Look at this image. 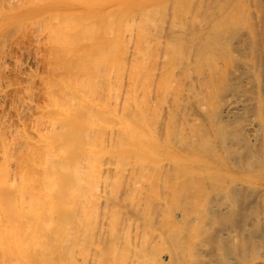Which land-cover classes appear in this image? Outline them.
Instances as JSON below:
<instances>
[{"label":"bare ground","instance_id":"obj_1","mask_svg":"<svg viewBox=\"0 0 264 264\" xmlns=\"http://www.w3.org/2000/svg\"><path fill=\"white\" fill-rule=\"evenodd\" d=\"M168 1L171 2V0H168ZM181 1L182 0L178 1L179 2L178 3L174 0V2L172 1L173 3L169 2L167 4V0H13V1L12 0L11 1L10 0H0V32H1L0 33V37H1L0 41L5 39V38L9 39L10 37H8V35H6L7 37H5V38H3V37L5 36V34H9V36H10L12 34L11 32H13V34H14V29L16 32V30H18V29L20 30L21 27L24 28V26L26 27V25L30 27L31 22L32 23H31L30 29H32L33 23L38 24L37 26L41 27L39 29V32L41 29H43V31H44V32H40L39 36L41 34H42V36H43V34L46 35V41L47 42L46 41H44V42L47 45H49L48 47H50V49H48V50H50L51 53H49V51H48L47 54L49 53L51 55L50 58L52 57V63H50L51 74L53 73L52 71H55V73L60 74V75L56 74V76L54 78H50L49 81H47L49 83L46 82L48 85L45 84L46 85L45 87L48 86L47 87L48 89H46V92L44 91V93L46 94L47 90H49L47 93L48 97H46L48 99L46 100L47 103H44L45 106L43 105L44 108L42 109V112L44 114L41 116V113L38 112V115L40 114V117L38 116L39 117L38 118L35 116L36 119H34L35 121L33 120L35 123L32 127V131L34 130L33 132L28 129L30 132H27V134H25L24 132L26 131V129L23 132L22 131L23 129H18V127H16V129H18V130L11 128L12 126L9 125L10 121H8L9 124H7V125L5 124V125H6V127L8 126L9 132H7V134L9 135L10 133H12V136L10 134L11 138L10 139H8V137L6 138L7 134L5 132H3L6 128L5 125H3L5 128L2 131H0L3 134L4 133L6 134L5 136L0 135L1 136L0 137V264H89V263L90 264H151V263L154 264L157 260H160L159 250H156L157 247H155L156 249L155 248L153 249L154 246H151L153 244L152 242L155 241L156 239L154 240V236L152 235L153 230L152 231L148 230V227H149L150 223H155L154 221H157V223L158 222L161 223V221H163V222L168 221L167 220V205H168L167 200H168V198L170 199V197L167 198V192H168V190H167V188H168L167 177L169 174V173H167V166H168L167 165V148H168L167 147V125H168V123H167L168 122V120H167V118H168L167 117V105L169 106V108H172V107H170V106H172V104L171 105H169V104L171 102L173 104L175 103L173 105V111H174V114L177 115V111H178L177 108L180 105V102L182 103V101H183V100L181 101V99L183 98L184 95H187V94H189L188 92H190L189 88H188V87H190V84H188V83H190L192 81V77H193V80L195 79V77H194L195 75L190 77V71L191 70L188 66L189 65L188 63H190V62H186L188 60V58L186 57L187 58V60H186V58L184 56V52L186 53V50H183L180 48L178 49V47L181 46L180 43L183 42L182 41L183 39L182 40L180 39L181 41L179 40L180 46H176L177 47L176 48L173 45L176 40H173L174 41L173 44H172V42H170L171 43L170 44V43H168L169 41H167L168 37L166 38V36H165V38H166L165 40L160 38L163 29L166 28L168 30V27L166 26L167 20H169V17H168L169 14H171V13L173 14V12H170L171 10H173L172 9L173 7H174V9H176L175 11L173 10L176 14V15H174V14L173 15L176 17H174V16L172 17V14L170 15L171 16L170 17L171 22L173 20L172 25H170L171 24L170 20L168 21V25L171 26V28L169 27V29H171V30H172V28L178 29L182 25L181 28L184 31V26L182 23L185 22V20H186L185 18H187L186 21H189V23H190V19H188V18H191L190 16L193 13L195 14L194 17H197L198 14L196 15V12L198 10H195L196 12L193 11V13H190V14L187 13V12H190L189 9H191V6H193V3H191V0H188L191 3V6H189L190 4L188 2L186 4L184 0L182 1L183 4L185 3L186 6L189 4L187 6L188 7L187 11L184 10L186 7L182 6L183 4L181 3ZM195 1H197L199 3V1H201V0H199V1L195 0ZM202 1H204V0H202ZM210 1H212V0H210ZM235 1H238V0H235ZM239 1L242 2L243 0H239ZM253 1H251V2H253ZM197 2H194V3L197 4ZM222 2H225V0H223ZM222 2H220V4ZM247 2H248V0H247ZM205 3H206V0H205ZM238 3L236 2L235 4L242 5L241 3H239V4ZM174 4H176V8H175ZM196 4H195V8H193V10L199 9L198 7H200L201 11L205 9V8L202 9L204 7V6L202 7V4L200 6L197 5L198 7H196ZM210 4L212 5L213 3H210V2H209V4L207 3L208 7L210 6ZM229 4H230V2H229ZM221 5L223 6V3ZM240 5L236 6V7L240 8L241 7ZM252 5H255V4H252ZM169 6L171 7V9L168 12ZM227 6L229 7L230 5H227ZM179 7H180L181 11H180ZM182 7H184V8L182 9ZM256 7L257 6H255V8ZM209 8H211V7H209ZM213 8L220 9L222 7L219 8V7L213 6ZM248 9L250 11H252L250 9V7H248ZM182 10H184V15L185 14H186V16L189 15V17L184 18L183 16H181L180 13L183 15ZM237 10L239 12L242 11V9L241 10L236 9V11ZM178 11H179V13H177ZM213 11H212V13H213ZM216 11H218V10H216ZM224 11H226V10H224ZM231 11H233V10H231ZM231 11L228 12V15L225 14L226 17L225 16L223 17V18H227V16H228L230 18V20L228 18H227L228 20L225 19L227 22L224 20L227 24H228V21H229V23L231 22L230 24H233L232 22H234V21H232V17L230 16ZM236 11H235V13H236ZM191 12H192V10H191ZM205 12H206V10H205ZM209 12H210V10H209ZM202 13H204V12H202ZM255 13H256V11H255ZM255 13H254V15H256ZM199 14L201 15L200 11H199ZM207 14H208V11H207ZM239 14L240 13L235 14L236 17L233 16L234 20H236L235 18H238L237 15H239ZM249 14H251V13H249ZM249 14L247 12V15H249ZM177 15H178V17L179 16H181V17L178 18ZM202 16H203V14L200 16L201 18L199 17L201 20L203 18H205ZM221 16H222V13H221ZM242 16H244V15H242ZM245 16H246V14H245ZM253 16H251V17H253ZM192 17H193V15H192ZM251 17L250 18L248 17L249 18L248 19L246 16V18L248 20H250ZM258 17H259V14H258ZM166 18H167V20H166ZM180 18L183 20L185 19V20L183 21ZM241 19H242V17L239 19L241 22L244 21L243 20L244 18L242 20ZM28 20H30V21H28ZM165 20H166V22H165ZM192 20L193 19H191V21ZM27 21H28V23L29 22L30 23L27 24ZM205 21H206V19H205ZM221 21H222V18H221ZM196 22L197 21L195 20V23ZM215 22L218 23L216 20H215ZM223 22L221 24H223ZM189 23H188V25H189ZM202 23L199 22L200 25H203ZM257 23L260 24V22H257ZM162 24L163 25L165 24L166 27L163 26ZM204 24H205V22H204ZM227 24H226V26H227ZM238 24H239V21H238ZM241 24H243V22ZM252 24H254V23H252ZM255 24H256V22H255ZM212 25H213V23H212ZM234 25H236V23ZM244 25L247 26L248 24L246 25L244 23ZM37 26L36 25L33 26V27H36L35 30L38 28ZM162 26L164 27L163 29H162ZM220 27H222V26H220ZM239 27H241V26H239ZM239 27H237V28H239ZM251 27L254 28L255 26H251V24H250V30L252 29ZM185 28L187 29V27H185ZM213 28H215V27H213ZM227 28H228L227 29L228 31L230 28L232 29V27H227ZM166 29L164 31H166ZM211 29H212V27H211ZM225 29H226V27H225ZM231 29H230V31H231ZM240 29H238V30H240ZM244 29H243V31H244ZM254 29H257V27ZM28 30H29V28H28ZM33 30H34V28H33ZM33 30H32V32H33ZM219 30H218V32H219ZM222 30H224V29H222ZM234 30H232L233 34H234ZM247 30L249 31L248 27H247ZM25 31H27V30H25ZM164 31H163V33H164ZM191 31H192V29H191ZM21 32H22V28H21ZM35 32H38V29ZM259 32L260 31H258V33ZM195 33H193V35ZM35 34L38 35V33H35ZM173 34H175V33H173ZM181 34H182V32H181ZM36 35H33L32 39L38 37ZM163 35L164 34H162L161 37H163ZM176 35H178V33H176L175 36ZM229 35L231 37L230 32H229ZM170 36H172V35H170ZM218 36H220V35H218ZM235 36H237V34ZM254 36H253V38H254ZM205 37H207V36H205ZM221 37L223 38V36H221ZM225 37H226V35L224 36V39L227 40V38L229 36L227 38H225ZM230 37H229V39L233 40V36H232V38H230ZM190 38H191V36H190ZM254 40H256V39H254ZM40 41H42V40H40ZM178 42L176 41L175 44H178ZM215 42L216 41L214 40V43ZM217 42H219L218 39H217ZM1 43L2 42H0V44ZM3 43L5 45V41ZM3 43L1 46L4 48ZM198 43H199V41H198ZM214 43H210V44H214ZM169 44L171 45V47H174V48L171 49ZM210 44H209V47H210ZM218 44L216 43V45H218ZM229 45H230V42H229ZM2 47H0V54H1V51L4 50ZM160 47L163 50V54L161 53V55H159L160 53L159 54L157 53V50H160L159 49ZM168 47H170V49H171V50L169 49V51L171 52V55L168 53L169 52L167 49ZM204 47H205V45L203 46V48ZM259 47H261V46H259ZM190 48L192 50L194 48V46H193V48L192 47H190ZM210 48H213V47H210ZM220 48H221V46H220ZM224 48H223V50H224ZM254 48H253V50H256ZM174 49L183 50L184 52L181 51L182 52L181 53V52H178L177 50H174ZM231 49H229V47H227V51L229 50V52H230ZM198 50L200 51V49H198ZM216 50H218V49H216ZM199 51H197V52H199ZM259 51H260V49H259ZM263 51H264V48H263ZM2 52H4V51H2ZM160 52H161V50H160ZM193 52H195V51L193 50ZM222 52H225V50ZM222 52H221V54H222ZM167 53L170 55V58H171L170 65L172 66L171 69H169L170 67L168 68L169 70H171V71L168 70V73H167V62L170 61V58L167 56ZM192 53L191 54L189 53L190 55H188V56H191ZM252 53L255 55L254 52H252ZM258 53L259 52H257V54ZM3 54H5V53H2L1 55H3ZM210 54H208V56ZM223 54H225V53H223ZM226 54L229 57L228 52ZM245 54L246 53H244V55ZM218 55L219 54L217 53L216 58ZM246 56H248V55H246ZM246 56H245V58H246ZM167 57H168L169 61H167ZM214 57H215V55H214ZM219 57L220 56H218V58ZM234 57H236V56H234ZM257 57L258 56L256 55V58ZM216 58L213 60L217 61L216 62L218 64L217 66H219L218 62L220 60L218 59L219 60L218 61V60H216ZM222 58H220V59L222 60ZM251 58H252V56H251ZM236 59H237V57L234 58L233 59L234 61L232 60V62L235 63ZM191 60L192 59H190V61ZM241 60L243 61L244 59H241ZM203 62H204V59H203ZM229 62H230V59H229ZM249 62H250V60H249ZM186 63H187V65H186ZM261 63H262V61H261ZM226 64L230 65L227 62H226ZM243 64L246 65L245 62ZM199 65H200V63H199ZM247 65H248V63H247ZM186 66H188V67H186ZM210 66L213 67V65H210ZM222 66H223V64H221L219 67H222ZM196 67H197V65H196ZM257 67H258V64H257ZM225 68H222V69L220 68V69L223 70ZM254 68H256V67H254ZM260 68H261V66H260ZM234 69H235V67H234ZM258 69H259V67H258ZM221 70H220V72H221L220 74H222ZM195 71H197V70H194V73H195ZM211 71H212V69H211ZM261 71H262V69H261ZM176 72H177L176 75H179L182 73L181 74L182 78H180V79H182V81L180 80V82H182V83L180 84V82H179L180 85L178 87H174L172 85L174 87L173 88L171 86L172 83L169 84V82L173 81V80H171V78L173 79V76ZM178 72H180V73H178ZM192 72H193V70H192ZM206 72L208 74V71H206ZM55 73H53V74H55ZM227 73H229V72H227ZM227 73H224V74H227ZM224 74H222V75H224ZM260 74H261V72H260ZM217 75H219V70H218ZM249 75H251L250 72H249ZM261 75H264V74H261ZM212 76L213 75H211V77ZM198 77H200V76H198ZM222 77H224V76H222ZM225 77H226V75H225ZM167 79H168V81L170 79V81L167 82ZM187 79H190L191 81L188 82ZM212 80H214V79H212ZM196 81L198 82V80H196ZM196 81H193V82H196ZM214 81H217V80L215 79ZM174 82H176V81H174ZM193 82H191V83H193ZM218 82L221 83L220 80H218ZM196 83H195V85H196ZM215 83L216 82H214V84ZM224 83H225V81H224ZM214 84H213V86H214ZM236 84L237 83H235V85ZM216 85L217 84H215V86ZM191 86H193V85H191ZM207 86H208V84L205 87H207ZM209 86H210V84H209ZM211 86H212V84H211ZM215 86H214V88L216 89ZM222 86H223V84H222ZM249 86H250V84H249ZM258 86H259V83H258ZM199 87H201V86H199ZM231 87H233V86H231ZM254 87H255V85H254ZM222 88H224V87H222ZM209 89H211V87ZM228 89L229 88L225 89L226 92H228L227 91ZM192 90H193V88H192ZM23 91H25V89ZM28 91H29V89H28ZM211 91H209V92H211ZM253 91H255V90H253ZM213 92H215V91H213ZM234 92L235 91H233V93ZM260 92H262V91H260ZM223 93H225V92H223ZM170 95L172 96L171 98H173L174 100H171V98H170L169 100H171V101L167 102V97ZM212 95H213V93H212ZM212 95H211V97H212ZM234 95H235V93H234ZM201 96H203V95H201ZM241 97H243V96H241ZM21 98L24 99L23 97H21ZM21 98L19 99V101L21 100ZM189 98H190V96H189ZM230 98H231V96H230ZM237 98H238V96H237ZM256 98H257V96H256ZM223 99L224 98H222V100ZM253 99H251V100L253 101ZM22 101L28 102L29 100H22ZM223 101H225V99ZM240 101L242 102V100H240ZM246 101L247 100H245V102ZM195 102H196V100H195ZM243 102H244V100H243ZM29 103L31 104V102H29ZM167 103H169V104H167ZM204 103H203V106H205ZM220 104H222V103H220ZM21 105H22V103H21ZM24 105L26 106V104H24ZM199 105H201V104H199ZM237 106H238L237 99L228 103L226 105V107L224 106L225 107L224 110H225V112H227L225 115L228 114V111L231 108L237 107ZM21 107L22 106H20V108ZM40 107H42V106H40ZM248 107H250V106H248ZM184 108H185V106H184ZM252 108H253V104H252ZM18 109H17V111L19 112ZM24 109H26V108H24ZM24 109H22V110H24ZM28 109H29V107H28ZM216 109H218V108H216ZM233 109H236V108H233ZM39 110L40 109H38V111ZM170 110H172V109H170ZM185 110H183V111H185ZM187 111H185V112H187ZM20 112L22 113V111H20ZM185 112H183V113L181 112L179 119L176 116V120L177 121L179 120L178 125L182 126L184 123H190V120H191V122H193V120H194V122H196V121L199 122L200 119L195 120L196 119V118H194L195 115L192 116V114L190 113L192 111L188 112L191 115H188V113H185ZM225 112L223 111V114ZM231 112L233 113V115L235 114L233 111H231ZM239 112H240V108H239ZM256 113L258 114L257 111H256ZM24 115H25V113H24ZM225 115H224V117L228 116V115L227 116H225ZM235 115H237V114H235ZM251 115H253V114H251ZM203 116H204V114L202 115V117ZM205 116H207L206 113H205ZM172 117H173V112H172ZM224 117H222L218 121H221ZM19 119H21V117ZM217 119L218 118H216V120ZM172 120H175V117H174V119L172 118ZM188 120H189V122H188ZM226 120H227V118H226ZM234 120H236V119H234ZM244 120H245V118H244ZM4 122H3V124H4ZM16 122H17V120H16ZM171 122L174 124L173 128L175 130V122H173V121H171ZM194 122H193V124H194ZM251 122H253V121H251ZM213 123L215 124V122H213ZM32 124H33V122H32ZM227 124H229V123H227ZM16 125H17V123H16ZM21 125H23V124H21ZM3 126H1L0 128H3ZM215 126H217V125H215ZM233 126L234 125H232V127ZM235 126H236V124H235ZM237 126H238V123H237ZM176 127H177V124H176ZM250 127H251V129L252 128L256 129V128H254L255 126H253V127L250 126ZM19 128H21V127H19ZM225 128H226V126H225ZM30 129H31V127H30ZM227 129H229V128H227ZM248 129L250 130V128H248ZM19 130H21L23 132V134H22V132L20 133ZM196 130H197V128H196ZM216 130L218 132V130H220V129L217 128ZM236 130H237V128H236ZM5 131H7V130H5ZM250 131H252L253 133L255 132L253 130H250ZM31 132L33 133V135ZM223 132L221 134H223ZM231 133H232V135L234 134L233 132H231ZM240 133L242 135H244L242 132H240ZM203 135H205V134H203ZM207 135H208V133H207ZM232 135L230 134V136H232ZM239 135L240 134H238V136ZM259 135H261V133ZM198 136H197V138H198ZM236 136H237V134H236ZM236 136L233 137L234 138L233 141H235ZM251 136H253V135H251ZM243 137L244 136H242L241 138H243ZM248 137H249V135H248ZM202 138H204V136ZM220 138H221V136H220ZM246 138H247V135H246ZM254 138H256V137H253L252 139H254ZM260 139H259V141H260ZM245 140H248V139H245ZM245 140L243 138L244 142H245ZM230 141L232 142V140H230ZM243 141H241L240 144ZM218 142H220V141H218ZM181 143H182V141H181ZM248 143L251 144V142H249V141H248ZM252 143H254V141ZM174 144H175V142H174ZM250 144H248V145H250ZM223 145H224V143H223ZM243 145H244V143H243ZM261 145H262V142H261ZM215 147H216V145H215ZM229 147L231 148V146H228V148ZM233 150L235 151V149H232V151ZM223 151H225V150H223ZM236 151H237V149H236ZM238 152L236 153L237 155H238ZM171 153H173V152H171ZM232 153H234V152H232ZM242 153H244V152H242ZM240 154L241 153H239L238 156H240ZM248 155H249V153L247 152V156ZM176 156L178 157V155H176ZM227 156L230 158V153ZM234 156L236 157L235 153H234ZM242 156L244 157L245 154H242ZM201 158H202L201 159L202 161L203 160L205 161V159L203 157H201ZM195 159H196V161L199 160L197 158H195ZM206 159H207L206 162L210 161V159H208V158H206ZM201 160H200V162H202ZM230 160H231V158H230ZM240 160H241V158H240ZM212 161L213 160H211V163H212ZM203 162H202V164H203ZM240 162H242V160ZM174 163H176V162L174 161ZM235 163H237V162H235ZM262 164H264V163H262ZM236 165L238 166V164H236ZM176 167H178V166H176ZM239 167H241V166H239ZM203 168H204V166L202 167V169ZM202 169H201V171H202ZM254 170H256V169H254ZM168 171H170V170H168ZM178 171H179V169H178ZM187 171H189V170H187ZM208 174H210V173L208 172ZM212 174H213V172H212ZM214 175H215V172H214ZM182 176H184V175H182ZM191 176H193V175H191ZM259 176H262V175L259 174ZM178 178H180V177H178ZM224 178H225V176H224ZM177 179H176V182H177ZM197 179H198V177H197ZM227 179H228V177H227ZM188 180H190V179H188ZM216 180H218V179H216ZM224 180H226V179H224ZM182 181H183V179H182ZM236 182H239V181H236ZM170 183H173V182H170ZM179 183H180V181H179ZM204 183H205V181H204ZM215 183H217V182H215ZM244 183H245V181H244ZM177 184H178V182H177ZM223 184H225V183H223ZM191 185H193V183ZM182 187H184V186H182ZM207 187H208V184H207ZM218 187H221V185ZM193 188H192V190H193ZM204 189H206V188H204ZM239 189H242V188H239ZM211 190H213V189H211ZM237 190H238V188H237ZM257 191H258V189H257ZM170 192H172V191H170ZM189 192L192 193L195 191H191V188H190ZM214 192L217 193V191H214ZM233 192H235V191L233 190ZM196 193H197V191H196ZM241 193H242V191H241ZM184 196H186V195H184ZM239 196H240V194H239ZM220 198H222V197H220ZM251 198H250V200H251ZM186 200H187V198H186ZM186 200H185V202H187ZM174 201H176V200H174ZM188 201H189V199H188ZM215 203H217V202H215ZM244 203H246V202H244ZM184 204H186V203H184ZM208 204H207V206H208ZM174 205H176V204H174ZM220 206H222V202L219 205V208H221ZM226 206H227V204H226ZM188 207H190V206H188ZM199 207H200V205H199ZM225 207H222V208H224V210H225ZM241 207H243V206H241ZM193 208H195V207H193ZM203 208H205V207H203ZM173 209H175V208H173ZM216 209H217V207H216ZM240 209H242V208H240ZM182 210H185V209H182ZM198 210H199V208H198ZM262 210H263V207H262ZM204 211H206V209H204ZM218 211H219V209H218ZM178 213H179V211H178ZM222 213H223V211H221V213L219 215H222ZM230 213L228 212V214H230ZM185 214H186V212H185ZM226 214H227V212H226ZM234 215H237V214H234ZM184 218H185V216H184ZM202 218H204V216H202ZM222 218H224V216ZM222 218H220V219H222ZM231 218H232V216H231ZM140 219H141V221H140ZM177 219L179 220V218H177ZM181 220H182V218H181ZM239 220H241V219H239ZM170 221H171V219H170ZM218 221H219V218H218ZM197 222H200V220ZM214 222L216 223V221H214ZM219 222L221 224V221H219ZM139 223L142 224L141 227H143V229L140 227ZM146 223H148V226ZM173 223H175V221ZM230 223H229V225H230ZM143 224H144V226H143ZM189 224H191V223H189ZM196 224L197 223L195 221V225ZM157 225H155V226H157ZM213 225H214V223H213ZM198 226H199V224H198ZM214 226H216V225H214ZM190 227H191V225H190ZM210 227H212V226H210ZM140 228L143 230L142 233L140 232ZM170 228H168V229H170ZM205 228H208V227H205ZM205 228L203 227L201 229H205ZM219 228H220V226H219ZM178 231H179V229H178ZM181 231H182V229H181ZM207 231H209V230H207ZM212 232H213V230H212ZM236 232H237V230H236ZM161 233L157 234L158 237L161 236L160 239L163 236H165V234H163V231ZM170 233H171V231H170ZM254 233H255V231L252 233L250 231L249 235H251V234L253 235ZM230 234H231V236L234 235L233 233L229 232V235ZM244 234H245V232H244ZM154 235H155V233H154ZM189 235H191V234H189ZM226 235H228V234H226ZM228 236H227V238L229 239ZM237 236L235 235V237H237ZM152 237H153V239H152ZM223 237H224V235H223ZM156 238H157V236H156ZM163 238H165V237H163ZM169 238L170 237L168 235V239ZM179 238L181 241V238H183V237L180 236ZM200 238L202 239V236ZM160 239H159V241L161 243L162 239L161 240ZM168 239H166V240H168ZM189 239H188V241H189ZM235 239H233V240H235ZM233 240H231L230 242H232ZM171 241H173V240H171ZM249 241L250 240H248L247 242L249 243ZM162 242H163V240H162ZM178 243H179V241H178ZM194 244L196 245V243H194ZM134 245L137 247L135 248ZM149 245L152 248L148 247ZM153 245H155V243ZM174 245H175V241H174ZM177 245L179 246V244H177ZM197 245H198V243H197ZM203 245H204V242H203ZM222 245H223V243H222ZM228 245H230V244H228ZM238 245H239V243H238ZM167 246H168V242H167ZM193 246L194 245H192V248H193ZM171 248H173V247H171ZM195 248H196V246H195ZM206 248H208V247H206ZM209 248H211V247L209 246ZM237 248H238V246H237ZM246 248H248V247H246ZM147 249L148 250L152 249L151 251L154 250V252H151V251L148 252ZM167 249H168V247H167ZM223 249H224V247H223ZM163 250H165V249H163ZM198 250H200V249H198ZM201 250H202V248H201ZM221 251H223V254L221 253L222 254L221 256L222 257L224 256V258L222 259L221 256H219L220 259L226 260V261L230 260V257H232L233 254L231 252H229L228 249L221 250ZM219 252H220V250H219ZM153 253L154 254L157 253L158 257L157 256L154 257ZM186 253H187V251H186ZM210 253H213V252H210ZM202 254H204V253H202ZM261 254H263V253H261ZM166 255H167V253H166ZM172 255H173V253H172ZM199 255H201V254H199ZM192 256L190 255V257H192ZM195 256H194V258H195ZM202 256H204V255H202ZM176 257H178V256H176ZM185 257H187V256L185 255ZM204 257H206V256H204ZM210 257L213 258V256H210ZM233 257H234V259L236 258L234 255H233ZM238 257L239 258L236 259L238 261L236 264H264V261H261L264 259V256L260 255L257 252L251 253L248 255L245 253L243 255H239ZM212 258L211 259L209 258V260H212ZM184 260H185V258H184ZM198 261H199V259H198ZM198 261H196V262H198ZM217 263L218 262L216 261V264ZM204 264H206V262Z\"/></svg>","mask_w":264,"mask_h":264},{"label":"rangeland","instance_id":"obj_2","mask_svg":"<svg viewBox=\"0 0 264 264\" xmlns=\"http://www.w3.org/2000/svg\"><path fill=\"white\" fill-rule=\"evenodd\" d=\"M11 1V0H10ZM13 1V0H12ZM174 2V0H171V2ZM176 2H178V1H180V0H175ZM183 1V0H182ZM181 1V3L183 4V2ZM185 1V3L187 4V2L190 4H188L189 6H191V3H193V6H191V9H189L190 10V12H187L188 14H190V13H193V11L194 12H196L195 10H198L197 12H196V15H197V17H194V13L192 14L193 15V17H192V15L190 16L191 18H188V19H190V23H189V21H186L187 20V18H185V17H189V15L188 16H186V14L184 15V10L185 11H187V9H188V5L186 6L185 5V3L182 5V6H185L186 8L184 9V10H182L183 12V15L180 13V15L181 16H183L185 19V22L187 23H185V22H183L182 24H183V26H184V31H183V29L181 28L182 27V25L177 29V28H175V29H173L172 28V30L171 29H169V27L171 28V26H169L168 25V21L170 20V15L172 14H169V20H167V18H166V20H167V27H168V30L166 29V28H164L163 26H165V24L162 26V29H163V31L166 29V31H164V33H163V31H162V33H161V36H162V34H164L163 35V37H161L160 36V38L161 39H163V40H165L167 37V41H169L168 43H170V42H172V44H173V40H176L177 42L181 39H183L182 41L183 42H181L180 43V41L178 42V44H175L176 43V41L174 42V46L176 47V46H180V47H178V49L180 48V49H183V50H186V53L183 51V50H178V49H174V50H177L178 52H184V56H185V58L187 57L188 58V60H187V58H186V62H190V63H188L189 65V68H190V77H192V76H194L195 77V79L196 80H198V82L194 79L193 80V77H192V81L190 80V79H187V81L188 82H193V81H196V82H193V83H188V84H190V87H188L189 88V91L190 92H188L189 94H187V95H184L183 96V98L181 99V101H182V103L180 102V105L178 106V108H177V110L179 111H177V115L176 114H174V111H173V105L175 104H173L172 102L169 104V103H167V104H169V105H171L172 104V106H170V107H172V108H169V106L167 105V120H168V125H167V173H169L168 174V177H167V186H168V188H167V190H168V192H167V198L168 197H170V199L168 198V202H167V220L170 222H168V221H165V222H163V221H161V223L160 222H158L157 223V221H154L155 223H150L149 224V227H148V230H153L152 231V235L154 236V240L155 241H153L152 243L154 244L155 243V245H153L152 243V245L151 246H154L153 247V249L155 248V247H157V249L156 250H159V253H160V260H157L154 264H204L205 262H206V264H216V261L218 262L217 264H236L238 261L236 260V259H238L239 257V255H243V254H251V253H259L260 255H262V256H264L263 254H264V164H262V163H264V75H261V74H264V51H263V48H264V0H248V2H247V0H243L242 2H240L239 0L238 1H235V0H225V2H222L221 0H212V1H210V0H206V3H205V0L204 1H199V3L197 2V1H193V0H191V3L187 0H184ZM251 1H253V2H251ZM170 1H168L167 0V4L169 3ZM170 2V3H171ZM172 2V3H173ZM175 2V3H176ZM194 2H197V4L196 3H194ZM201 2V3H200ZM209 2L210 3H213L212 5L214 6V7H222V8H220V9H216V8H213V6L210 4V6L209 7H211V8H209L208 7V5H207V3L209 4ZM215 2V3H214ZM220 2H222L223 3V6L220 4ZM229 2H230V4H229ZM232 2V3H231ZM241 3L242 5H240L239 3V5L242 7H236V6H239V5H237V4H235V3ZM255 2V3H254ZM14 3V2H13ZM179 3V2H178ZM217 3V4H216ZM226 3V4H225ZM195 4H196V7H198V6H200L201 4H202V9H204V10H200V7H198L199 9H194L193 10V8H195ZM205 4V5H204ZM219 4V5H218ZM252 4H255V5H252ZM170 5V4H169ZM173 5V4H172ZM175 5V8H176V4H174ZM198 5V6H197ZM207 5V6H206ZM218 5V6H217ZM227 5H230L229 7L227 6ZM232 5V6H231ZM168 6V5H167ZM181 6V5H180ZM250 7V9L252 10V11H250L249 9H248V7ZM255 6H257L256 8H255ZM173 7V6H172ZM208 7V8H207ZM253 7V8H252ZM169 9H168V12L170 11V9H171V7L169 6L168 7ZM184 7H182V9H183ZM190 8V7H189ZM174 11L176 10V9H174V7L172 8ZM179 9H180V7H179ZM208 9V10H207ZM218 10V11H216V10ZM228 9V10H227ZM233 10V11H231V10ZM236 9H242V11H236ZM173 10H171L170 12H173V14L174 15H176L175 14V12L173 11ZM188 10V11H189ZM191 10H192V12H191ZM205 10H206V12H205ZM209 10H210V12H209ZM224 10H226V11H224ZM254 10V11H253ZM180 11H181V9H180ZM199 11L201 12V15L203 14V16L202 17H205V18H203L202 20L200 19L201 17V15L199 14ZM207 11H208V14H207ZM212 11H213V13H212ZM225 13H224V12ZM229 11H231V17H232V21H236L235 23H236V25H234L235 23L234 22H232L233 24H230L229 23V21H228V24L226 23L227 21L226 20H230V18L227 16V18H223L224 16L226 17V15L225 14H227L228 15V12ZM235 11H236V13H235ZM250 11V12H249ZM255 11H256V13H255ZM202 12H204V13H202ZM218 12V13H217ZM247 12H248V14L249 13H251V14H249V15H247ZM253 12V13H252ZM177 13H179V11L177 12ZM186 13V12H185ZM216 15H215V14ZM221 13H222V16H221ZM238 13H240L239 15H237L238 16V18H235L236 20H234V17H236L235 16V14H238ZM254 13L256 14V15H254ZM172 14V17L174 16ZM211 14V15H210ZM230 14V13H229ZM245 14H246V16H247V18L249 17H251V16H257L258 17V14H259V17L257 18H255L254 16L253 17H251V19L250 20H248L247 18H246V16H245ZM253 14V15H252ZM208 15V16H207ZM215 15V16H214ZM242 15H244V16H242ZM181 16H179V17H181ZM220 16V17H219ZM234 16V17H233ZM174 17H176V16H174ZM177 17H178V15H177ZM178 17V18H179ZM182 17V18H183ZM200 17V18H199ZM211 17V18H210ZM242 17V19L244 20V21H242L243 22V24H241L242 22L239 20L240 18ZM195 18V19H194ZM210 18V19H209ZM221 18H222V21H221ZM261 18V19H260ZM172 19V18H171ZM181 19V18H180ZM191 19H193L192 21H191ZM205 19H206V21H205ZM208 19V20H207ZM226 19V20H225ZM241 19V20H242ZM166 20H165V22H166ZM181 20H183V19H181ZM183 20V21H184ZM195 20L197 21L196 23H195ZM201 20V21H200ZM214 20V21H213ZM215 20L218 22V23H216L215 22ZM219 20V21H218ZM226 22H225V21ZM252 20V21H251ZM28 21H30V20H28ZM28 21H27V24H29L28 23ZM208 21V22H207ZM224 21V22H223ZM238 21H239V24H238ZM172 22H173V20H172ZM172 22H171V20H170V25H172ZM175 22V21H174ZM178 22V21H177ZM182 22V21H181ZM199 22L200 23H202L203 25H200L199 24ZM204 22H205V24H204ZM213 23V25H212V23ZM223 22V24H221ZM241 22V23H240ZM247 22V23H246ZM254 23V24H252V23ZM255 22H256V24H255ZM257 22H260V24L259 23H257ZM32 23V22H31ZM31 23H30V27L29 26H27L26 25V27L24 26V28L23 27H21L22 28V32H21V28H20V30L18 29V30H16V32H15V29H14V34H13V32H11L10 34V36H9V34H5V36L3 37V38H5V37H7L6 35H8V37H10L9 39L8 38H5V39H3V40H1L0 42H4L5 41V45H4V43H3V46H4V48L1 46L2 45V43L0 44V47H2L4 50H2V51H4V52H2L1 51V54L2 53H5V54H3V55H1L0 54V127L1 126H3V125H7V124H9V122L8 121H10V126H12L11 128H14V129H16V127H18V129H23L22 131L24 132L25 131V129H26V131L24 132L25 134H27V132H30V131H32V127H33V125L35 124L34 123V119H36V117H40V114L38 115V112L39 113H41V116L44 114L43 112H42V109L44 108V106H45V104L44 103H47V99L48 98H46V97H48V95H47V93H48V91L49 90H47V93L45 94L44 93V91L46 92V89H48L47 87H45L46 85L45 84H47V83H49V82H47V81H49V79L50 78H54L55 76H56V74H59V73H55V71H52L53 73H55V74H51V70H50V63H52V57L50 58V54L49 53H51V51L50 50H48V49H50V47H48L49 45H47L44 41H46V35H44L43 34V36H42V34L39 36V33L40 32H44L43 31V29H41L40 30V32H39V29L41 28V27H39V26H37L38 24H32V29H30L31 28ZM188 23H189V25H188ZM193 23V24H192ZM211 23V24H210ZM215 23V24H214ZM244 23L247 25V26H245L244 25ZM218 24V25H217ZM226 24H227V26H226ZM250 24H251V26H255L254 28H256L257 27V29H254L253 27H251L252 29L250 30ZM25 25V24H24ZM34 25H36L38 28V32H35L36 30H35V28L36 27H33ZM187 25V26H186ZM218 27H217V26ZM230 25V26H229ZM241 26V27H239V26ZM257 25V26H256ZM165 26V27H166ZM175 26V25H174ZM189 26V27H188ZM199 26V27H198ZM220 26H222V27H220ZM236 28H235V27ZM173 27V26H172ZM177 27V26H176ZM185 27H187V29L185 28ZM211 27H212V29H211ZM213 27H215V28H213ZM225 27H226V29H225ZM227 27H232V29H231V31H230V29H229V31L227 30L228 28ZM237 27H239V28H237ZM247 27H248V29H249V31L247 30ZM26 28V29H25ZM28 28H29V30H28ZM33 28H34V30H33ZM209 28V29H208ZM241 28V29H240ZM245 28V29H244ZM17 29V28H16ZM27 30V31H25V30ZM186 29V30H185ZM191 29H192V31H191ZM221 31H220V30ZM222 29H224V30H222ZM235 29V30H234ZM238 29H240V30H238ZM243 29H244V31H243ZM259 29V30H258ZM24 30V31H23ZM32 30H33V32H32ZM200 30V31H199ZM212 30V31H211ZM215 30V31H214ZM218 30H219V32H218ZM226 30V31H225ZM232 30H234V34H233V32H232ZM247 30V31H246ZM253 30V31H252ZM256 30V31H255ZM198 31V32H197ZM224 31V32H223ZM258 31H260L259 33H258ZM24 32V33H23ZM38 33V35H36L35 33ZM167 34H166V33ZM171 32V33H170ZM180 32V33H179ZM181 32H182V34H181ZM196 32V33H195ZM213 32V33H212ZM218 32V33H217ZM221 32V33H220ZM223 32V33H222ZM229 32H230V34H231V37H230V35H229ZM255 34H254V33ZM1 33V32H0ZM26 33V34H25ZM173 33H178V35H176L175 36V34H173ZM191 33V34H190ZM193 33H195L194 35H193ZM220 33V34H219ZM237 34V36H235L236 34ZM251 33V34H250ZM253 33V34H252ZM32 34V35H31ZM217 34V35H216ZM33 35H36V36H38V37H36V38H34V39H32V36ZM168 35V36H167ZM170 35H172V36H170ZM196 35V36H195ZM209 35V36H208ZM218 35H220V36H218ZM226 35V37L225 38H227L228 36L230 37V38H232V36H233V40H230L229 39V37L227 38V40L226 39H224V36ZM255 35V36H254ZM165 36H166V38H165ZM190 36H191V38H190ZM205 36H207V37H205ZM212 36V37H211ZM221 36H223V38L221 37ZM253 36H254V38H253ZM35 37V36H34ZM174 37V38H173ZM176 37V38H175ZM205 37V38H204ZM217 37V38H216ZM237 37V38H236ZM38 38V39H37ZM173 38V39H172ZM216 38V39H215ZM246 38V39H245ZM251 38V39H250ZM0 39H1V37H0ZM45 39V40H44ZM201 39V40H200ZM203 39V40H202ZM209 39V40H208ZM213 39V40H212ZM217 39L219 40V42H217ZM253 39V40H252ZM254 39H256V40H254ZM38 40V41H37ZM40 40H42V41H40ZM205 40V41H204ZM214 40L216 41L215 43H214ZM223 40V41H222ZM229 40V41H228ZM239 42H238V41ZM35 41V42H34ZM195 41V42H194ZM198 41H199V43H198ZM228 41V42H227ZM235 41V42H234ZM254 41V42H253ZM47 42V41H46ZM189 42V43H188ZM197 42V43H196ZM227 42V43H226ZM229 42H230V45H229ZM248 42V43H247ZM44 43V44H43ZM179 43H180V45H179ZM188 43V44H187ZM196 43V44H195ZM207 43V44H206ZM210 43H214V44H210ZM216 43L218 44V45H216ZM226 43V44H225ZM243 43V44H242ZM171 44V43H170ZM169 44V45H170ZM191 44V45H190ZM209 44H210V47H213V48H210L209 47ZM241 44V45H240ZM252 44V45H251ZM257 44V45H256ZM47 45V46H46ZM197 45V46H196ZM205 45V47L203 48V46ZM207 45V46H206ZM214 45V46H213ZM221 46V48H220V46ZM227 45V46H226ZM234 45V46H233ZM261 46V47H259V46ZM168 46V45H167ZM192 47L193 48V46H194V48L191 50V48L190 47ZM202 46V47H201ZM241 46V47H240ZM256 46V47H255ZM258 46V47H257ZM48 47V48H47ZM170 47H171V45H170ZM170 47H168L167 49H168V51H169V49H170ZM182 47V48H181ZM187 47V48H186ZM207 47V48H206ZM209 47V48H208ZM225 47V48H224ZM227 47H229V49H231L230 50V52H229V50L227 51ZM231 47V48H230ZM255 47V48H254ZM1 48V49H2ZM172 48H174V47H171V49ZM177 48V47H176ZM202 48V49H201ZM218 49V50H216V49ZM223 48H224V50H225V52H222V51H224L223 50ZM235 48V49H234ZM252 48V49H251ZM253 48L254 49H256V50H253ZM262 48V49H261ZM160 50H161V52H160V50H157V53L159 54V55H161V53L163 54V50H162V48L160 47L159 48ZM170 49V50H171ZM198 49H200V51L198 50ZM204 49V50H203ZM207 51H206V50ZM215 49V50H214ZM244 49V50H243ZM259 49H260V51H259ZM193 50L195 51V52H193ZM209 50V51H208ZM252 50V51H251ZM263 52H262V51ZM49 51V53L47 54V52ZM159 51V52H158ZM193 53H192V52ZM197 51H199V52H197ZM240 51V52H239ZM245 51V52H244ZM177 52V53H178ZM181 52V53H182ZM206 52V53H205ZM221 52H222V54H221ZM228 52V55H229V57L227 56V53ZM252 52H254L255 53V55L252 53ZM257 52H259L258 54H257ZM262 52V53H261ZM35 53V54H34ZM170 55H171V52L169 51L168 52ZM167 53V56L170 58V55ZM192 53V55L191 56H188V55H190V54ZM197 55H196V54ZM201 53V54H200ZM211 53V54H210ZM213 53V54H212ZM217 53L219 54L218 56H220L219 58H218V56H217V58H216V55H217ZM223 53H225V54H223ZM244 53H246L245 55H244ZM250 53V54H249ZM252 53V54H251ZM207 54V55H206ZM208 54H210L209 56H208ZM243 56H242V55ZM36 55V56H35ZM187 55V56H186ZM196 55V56H195ZM206 55V56H205ZM213 55V56H212ZM214 55H215V57H214ZM222 55V56H221ZM239 55V56H238ZM246 55H248V56H246ZM256 55L258 56L257 58H256ZM35 56V57H34ZM203 56V57H202ZM212 56V57H211ZM226 56V57H225ZM234 56H236L237 57V59L235 60V63L234 62H232V60L234 59V58H236V57H234ZM245 56H246V58H245ZM251 56H252V58H251ZM168 57H167V61H169V59H168ZM211 57V58H210ZM223 57V58H222ZM228 57V58H227ZM244 57V58H243ZM260 57V58H259ZM204 59V62H203V59ZM208 58V59H207ZM216 58V60H218L219 62V66L221 65V64H223V66L222 67H219V66H217L218 64L216 63L217 61H215V60H213V59H215ZM220 58H222V60L220 59ZM225 58V59H224ZM232 58V59H231ZM190 59H192L191 61H190ZM199 59V60H198ZM229 59H230V62H229ZM241 59H244L243 61L241 60ZM263 59V60H262ZM209 60V61H208ZM213 60V61H212ZM225 60V61H224ZM249 60H250V62H249ZM257 60V61H256ZM200 61V62H199ZM234 61V60H233ZM239 61V62H238ZM255 61V62H254ZM261 61H262V63H261ZM202 62V63H201ZM215 62V63H214ZM222 62V63H221ZM226 62L227 63H229L230 65H228V64H226ZM246 63V65H244L243 63ZM170 63H171V58H170V61L169 62H167V73H168V70L169 69H171V65H170ZM199 63H200V65H199ZM204 63V64H203ZM247 63H248V65H247ZM193 64V65H192ZM203 64V65H202ZM256 64V65H255ZM257 64H258V67H259V69H258V67H257ZM186 65H187V63H186ZM196 65H197V67H196ZM210 65H213V67L212 66H210ZM227 65V66H226ZM254 67H256V68H254ZM188 66H186V67H188ZM217 66V67H216ZM245 68H244V67ZM260 66H261V68H260ZM170 67V68H169ZM193 69H192V68ZM196 67V68H195ZM204 67V68H203ZM219 67V68H218ZM226 67V68H225ZM229 67V68H228ZM234 67H235V69H234ZM237 67V68H236ZM253 67V68H252ZM169 68V69H168ZM203 70H201V69ZM217 70H216V69ZM222 68H225V69H223V70H221ZM228 68V69H227ZM243 68V69H242ZM200 69V70H199ZM211 69H212V71H211ZM238 69V70H237ZM247 69V70H246ZM261 69H262V71H261ZM192 70H193V72H192ZM194 70H197V71H195V73H194ZM210 70V71H209ZM217 72H216V71ZM218 70H219V75H217V73H218ZM220 70L222 71V74H224V73H227V72H229V73H227V74H224V75H222V74H220L221 72H220ZM226 70V71H225ZM229 70V71H228ZM253 70V71H252ZM257 72H256V71ZM169 71H171V70H169ZM176 71V70H175ZM202 71V72H201ZM206 71H208V74H207V72ZM233 71V72H232ZM248 71V72H247ZM259 71V72H258ZM206 72V73H205ZM213 72V73H212ZM224 72V73H223ZM249 72H250V74L251 75H249ZM254 72V73H253ZM260 72H261V74H260ZM178 73H180V72H178ZM212 73V74H211ZM177 74V72L174 74V76H173V79L171 78V80H173L172 82L170 81V79H169V81H168V79H167V82H169V84L170 83H172L171 84V86L173 85L174 87H178L182 82H180V80L182 81V79H180V78H182V73L181 74H179V75H176ZM197 74V75H196ZM206 74V75H205ZM260 74V75H259ZM60 75V74H59ZM185 75V74H184ZM209 75V76H208ZM211 75H213L212 77H211ZM224 76V77H222V76ZM225 75H226V77H225ZM177 76V77H176ZM181 76V77H180ZM197 76V77H196ZM198 76H200V77H198ZM210 78H208V77ZM261 78H260V77ZM176 77V78H175ZM257 77V78H256ZM199 78V79H198ZM204 78V79H203ZM207 78V79H206ZM248 78V79H247ZM254 78V79H253ZM177 79V80H176ZM201 79V80H200ZM212 79H216L217 81H214V80H212ZM223 81H222V80ZM208 82H207V81ZM211 80V81H210ZM218 80H220L221 81V83H219L218 82ZM251 80V81H250ZM174 81H176V82H174ZM213 81V82H212ZM224 81H225V83H224ZM259 81V82H258ZM47 82V83H46ZM179 82H180V84H179ZM205 82V83H204ZM214 82H216L215 84H217L216 86H215V84H214ZM228 82V83H227ZM237 83L236 85H235V83ZM262 82V83H261ZM195 83H196V85H195ZM204 83V84H203ZM258 83H259V86H258ZM168 84V83H167ZM208 84V86H209V84H210V86L208 87H205L206 85ZM211 84H212V86H211ZM213 84H214V86L216 87V89L214 88V86H213ZM222 84H223V86H222ZM225 84V85H224ZM240 84V85H239ZM249 84H250V86H249ZM48 85V84H47ZM191 85H193V86H191ZM254 85H255V87H254ZM262 85V86H261ZM29 86V87H28ZM172 86V87H173ZM199 86H201V87H199ZM204 86V87H203ZM221 86V87H220ZM231 86H233V87H231ZM261 86V87H260ZM173 87V88H174ZM196 87V88H195ZM211 87V89H209ZM222 87H224L225 89H227V88H229L227 91L228 92H226V90L224 89V88H222ZM252 87V88H251ZM27 88V89H26ZM192 88H193V90H192ZM198 88V89H197ZM219 88V89H218ZM221 88V89H220ZM238 88V89H237ZM248 88V89H247ZM255 88V89H254ZM25 89V91H23ZM28 89H29V91H28ZM32 89V90H31ZM200 89V90H199ZM224 89V90H223ZM192 90V91H191ZM212 90V91H211ZM253 90H255V91H253ZM31 91V92H30ZM209 91H211L212 93H213V95H212V93L211 92H209ZM213 91H215V92H213ZM233 91H235L234 93H235V95H234V93H233ZM249 91V92H248ZM258 91V92H257ZM260 91H262V92H260ZM27 92V93H26ZM29 92V93H28ZM192 92V93H191ZM223 92H225V93H223ZM27 95H26V94ZM194 93V94H193ZM197 93V94H196ZM201 93V94H200ZM249 93V94H248ZM252 93V94H251ZM262 93V94H261ZM29 94V95H28ZM205 94V95H204ZM232 94V95H231ZM237 94V95H236ZM255 94V95H254ZM198 95V96H197ZM201 95H203V96H201ZM211 95H212V97H211ZM243 96V97H241V96ZM189 96H190V98H189ZM193 96V97H192ZM197 96V97H196ZM208 96V97H207ZM230 96H231V98H230ZM234 96V97H233ZM237 96H238V98H237ZM240 96V97H239ZM248 98H246V97ZM256 96H257V98H256ZM18 97V98H17ZM21 97H23L24 99H22ZM172 96L170 95V96H168L167 97V102H170L171 100H174L173 98H171ZM186 97V98H185ZM206 97V98H205ZM219 97V98H218ZM246 99H245V98ZM255 97V98H254ZM262 97V98H261ZM21 98V100L19 101V99ZM29 98V99H28ZM171 98V100H169ZM201 98V99H200ZM205 98V99H204ZM215 98V99H214ZM218 98V99H217ZM222 98H224L225 99V101H223L222 100ZM254 98V99H253ZM237 99V102H238V106L237 107H233V108H236V109H233V108H231L229 111H228V116L227 115H225L227 112H225V110H224V108L226 107V105L228 104V103H230L231 101H234V100H236ZM250 99V100H249ZM251 99H253V101L251 100ZM22 100H29L28 102L26 101H22ZM195 100H196V102H195ZM199 100V101H198ZM201 100V101H200ZM220 100V101H219ZM240 100H242V102L240 101ZM243 100H244V102H243ZM245 100H247L246 102H245ZM256 100V101H255ZM263 100V101H262ZM19 101V102H18ZM259 101V102H258ZM24 102V103H23ZM29 102H31V104L29 103ZM174 102V101H173ZM185 102V103H184ZM205 102V103H204ZM249 102V103H248ZM20 103V104H19ZM21 103H22V105H21ZM28 103V104H27ZM203 103H204V105L205 106H203ZM209 103V104H208ZM220 103H222V104H220ZM244 103V104H243ZM256 105H255V104ZM24 104H26V106L24 105ZM199 104H201V105H199ZM251 104V105H250ZM252 104H253V108H252ZM22 106L21 108H20V106ZM29 105V106H28ZM44 105V106H43ZM184 105L185 106V108H184V106L182 107V106ZM187 105V106H186ZM189 105V106H188ZM199 105V106H198ZM207 105V106H206ZM19 106V107H18ZM29 107V109H28V107ZM40 106H42V107H40ZM216 106V107H215ZM225 106V107H224ZM248 106H250V107H248ZM259 106V107H258ZM182 107V108H181ZM208 107V108H207ZM19 108V109H18ZM24 108H26V109H24ZM204 108V109H203ZM216 108H218V109H216ZM239 108H240V112H239ZM242 108V109H241ZM17 109L19 110V112L17 111ZM22 109H24V110H22ZM38 109H40L39 111H38ZM170 109H172V110H170ZM180 109V110H179ZM186 109V110H185ZM190 109V110H189ZM206 109V110H205ZM29 110V111H28ZM183 110H185V111H187V112H185V111H183ZM203 110V111H202ZM20 111H22V113L20 112ZM41 111V112H40ZM190 111H192V112H190ZM201 111V112H200ZM205 111V112H204ZM223 111L225 112L224 114H223ZM231 111H233L235 114H237V115H233V113L231 112ZM255 111V112H254ZM256 111L258 112V114L256 113ZM18 114H17V113ZM172 112H173V117H172ZM181 112L183 113V112H185V113H188V112H190L191 114H192V116H194V118H196L195 120H199V122L198 121H196V122H194V120H193V122H194V124H193V122H191V120H190V123L192 124H190V123H184L182 126H180V125H178V122H179V120L177 121L176 120V116H177V118L179 119L180 118V114H181ZM246 112V113H245ZM24 113H25V115H24ZM204 114V116L202 117V115ZM205 113H206V115L207 116H205ZM179 114V115H178ZM191 114H189L188 113V115H191ZM209 114V115H208ZM232 114V115H231ZM251 114H253V115H251ZM21 117V119H19L20 117ZM24 115V116H23ZM216 115V116H215ZM222 115V116H221ZM224 115L225 116H227V117H224ZM36 116V117H35ZM230 116V117H229ZM244 116V117H243ZM38 117V118H39ZM174 117H175V120H172V118L174 119ZM222 117H224L221 121H218V120H220ZM229 117V118H228ZM198 118V119H197ZM215 118V119H214ZM216 118H218L217 120H216ZM226 118H227V120L229 121H227L226 120ZM244 118H245V120H244ZM171 119V120H170ZM234 119H236V120H234ZM239 119V120H238ZM255 119V120H254ZM257 119V120H256ZM16 120H17V122H16ZM34 120V121H33ZM207 120V121H206ZM214 120V121H213ZM232 120V121H231ZM259 120V121H258ZM5 121V122H4ZM33 122V124H32V122ZM171 121H173V122H175V130H174V124L171 122ZM201 121V122H200ZM215 122V124L213 123V122ZM227 121V122H226ZM251 121H253V122H251ZM3 122H4V124H3ZM14 124H12V123ZM22 122V123H21ZM188 122H189V120H188ZM226 122V123H225ZM231 122V123H230ZM246 122V123H245ZM16 123H17V125H16ZM200 123V124H199ZM227 123H229V124H227ZM237 123H238V126H237ZM242 123V124H241ZM2 124V125H1ZM21 124H23V125H21ZM176 124H177V127H176ZM198 126H197V125ZM225 124V125H224ZM235 124H236V126H235ZM6 125H5V127H6ZM16 125V126H15ZM20 125V126H19ZM32 125V126H31ZM188 125V126H187ZM215 125H217V126H215ZM231 125V126H230ZM232 125H234L233 127H232ZM240 125V126H239ZM246 125V126H245ZM14 126V127H13ZM24 128H23V127ZM193 128H192V127ZM201 126V127H200ZM225 126H226V128H225ZM250 126H255L254 128H256V129H251V127ZM257 126V127H256ZM4 126H3V128H0L1 130L0 131H2L4 128H5ZM19 127H21V128H19ZM30 127H31V129H30ZM180 127V128H179ZM182 127V128H181ZM188 127V128H187ZM190 127V128H189ZM195 127V128H194ZM200 127V128H199ZM205 127V128H204ZM223 127V128H222ZM232 127V128H231ZM239 127V128H238ZM171 128V129H170ZM173 128V129H172ZM178 128V129H177ZM187 130H186V129ZM196 128H197V130H196ZM204 128V129H203ZM220 129V130H218V132H217V130L216 129ZM227 128H229V129H227ZM231 128V129H230ZM236 128H237V130H236ZM246 128V129H245ZM248 128H250V130H253V131H255L254 133L252 132V131H250ZM18 129H16V130H18ZM30 131H29V130ZM193 129V130H192ZM248 129V130H247ZM5 130H7V131H5ZM5 130L3 131V132H5L6 134H7V132H9L8 131V126L5 128ZM178 130V131H177ZM190 130V131H189ZM204 130V131H203ZM233 130V131H232ZM243 130V131H242ZM20 131V133L22 132L21 130H19ZM34 131V130H33ZM32 131V132H33ZM176 131V132H175ZM224 131V132H223ZM239 131V132H238ZM23 132H22V134H23ZM31 132V133H32ZM223 132V134H221ZM231 132H233L234 134V136H236V134H237V136H238V134H240L238 137L236 136L235 138V141H233L234 140V136L232 135V133ZM240 132H242L244 135H242ZM252 132V133H251ZM1 134V136H5L6 134L4 133H2V132H0ZM178 133V134H177ZM186 133V134H185ZM195 133V134H194ZM207 133H208V135H207ZM251 133V134H250ZM261 133V135H259ZM11 134V136H12V133H10ZM10 134L8 135H6V138L8 137V139H10L11 138V136H10ZM197 134V135H196ZM203 134H205V135H203ZM230 134L232 135V136H230ZM31 135V134H30ZM32 135H33V133H32ZM199 135V136H198ZM218 135V136H217ZM221 136V138H220V136ZM246 135H247V138H246ZM248 135H249V137H248ZM251 135H253V136H251ZM0 136V137H1ZM180 136V137H179ZM183 136V137H182ZM197 136H198V138H197ZM204 136V138H202ZM242 136H244L243 138H244V140L245 139H248V140H245V142L243 141V138H241ZM251 136V137H250ZM191 137V138H190ZM253 137H256V138H254V139H252ZM179 138V139H178ZM182 140H181V139ZM187 138V139H186ZM201 138V139H200ZM238 138V139H237ZM258 138V139H257ZM261 138V139H260ZM178 139V140H177ZM205 139V140H204ZM226 139V140H225ZM240 139V140H239ZM259 139H260V141H259ZM189 140V141H188ZM207 140V141H206ZM223 142H222V141ZM230 140H232V142L230 141ZM258 140V141H257ZM175 142V144H174V142ZM181 141H182V143H181ZM188 141V142H187ZM211 141V142H210ZM218 141H220V142H218ZM241 141H243L241 144H240V142ZM248 141L249 142H251V144L250 143H248ZM254 141V143H252ZM186 142V143H185ZM198 142V143H197ZM227 142V143H226ZM230 144H229V143ZM237 142V143H236ZM261 142H262V145H261ZM180 143V144H179ZM195 143V144H194ZM206 143V144H205ZM209 143V144H208ZM214 145H213V144ZM223 143H224V145H223ZM243 143H244V145H243ZM184 144V145H183ZM211 144V145H210ZM219 144V145H218ZM229 144V145H228ZM239 144V145H238ZM248 144H250V145H248ZM199 145V146H198ZM209 145V146H208ZM215 145H216V147H215ZM257 145V146H256ZM260 145V146H259ZM213 146V147H212ZM228 146H231V148L229 149L228 148ZM245 146V147H244ZM204 147V148H203ZM210 147V148H209ZM233 147V148H232ZM247 147V148H246ZM228 148V149H227ZM254 148V149H253ZM208 149V150H207ZM214 149V150H213ZM232 149H235V151L233 150L232 151ZM236 149H237V151H236ZM261 149V150H260ZM171 150V151H170ZM173 150V151H172ZM203 150V151H202ZM211 150V151H210ZM216 150V151H215ZM223 150H225V151H223ZM230 150V151H229ZM249 150V151H248ZM176 153H175V152ZM234 152L235 153V155H236V157L234 156V153H232V152ZM239 151V152H238ZM246 151V152H245ZM251 151V152H250ZM171 152H173V153H171ZM238 152V155H239V153H241L240 154V156H238L236 153ZM242 152H244V153H242ZM247 152L249 153V155L247 156ZM215 153V154H214ZM229 153H230V158H231V160H230V158L227 156V155H229ZM178 155V157L176 156V155ZM217 154V155H216ZM225 154V155H224ZM242 154H245V156L243 157L242 156ZM261 154V155H260ZM234 158H233V157ZM193 157V158H192ZM197 158V159H199V160H197L196 161V159L195 158ZM201 157H203L204 159H205V161L203 162L201 159ZM226 157V158H225ZM238 157V158H237ZM260 157V158H259ZM171 158V159H170ZM206 158H208V159H210V161H208V162H206L207 161V159ZM240 158H241V160H242V162H240L241 160H240ZM243 158V159H242ZM248 158V159H247ZM173 160V161H172ZM191 160V161H190ZM200 160L203 162V164H202V162H200ZM211 160H213L212 161V163H211ZM235 162H237V163H235ZM239 160V161H238ZM244 160V161H243ZM174 161L176 162V163H174ZM180 161V162H179ZM169 162V163H168ZM201 163V164H200ZM245 163V164H244ZM175 166H174V165ZM233 164V165H232ZM236 164H238V166L236 165ZM242 164V165H241ZM202 165V166H201ZM172 168H171V167ZM176 166H178V167H176ZM180 166V167H179ZM186 166V167H185ZM204 166V168L202 169V167ZM234 166V167H233ZM239 166H241V167H239ZM260 166V167H259ZM194 167V168H193ZM206 167V168H205ZM222 167V168H221ZM237 167V168H236ZM258 167V168H257ZM262 167V168H261ZM178 169H179V171H178ZM186 169V170H185ZM201 169H202V171H201ZM243 169V170H242ZM246 169V170H245ZM254 169H256V170H254ZM168 170H170V171H168ZM187 170H189V171H187ZM192 170V171H191ZM204 170V171H203ZM185 171V172H184ZM187 171V172H186ZM197 171V172H196ZM172 172V173H171ZM184 172V173H183ZM208 172L210 173V174H208ZM212 172H213V174H212ZM214 172H215V175H214ZM217 172V173H216ZM220 172V173H219ZM223 174H222V173ZM177 173V174H176ZM173 174V175H172ZM176 174V175H175ZM187 174V175H186ZM193 175V176H191V175ZM259 174L260 175H262V176H259ZM179 175V176H178ZM182 175H184V176H182ZM209 175V176H208ZM217 175V176H216ZM220 175V176H219ZM233 175V176H232ZM188 176V177H187ZM205 176V177H204ZM224 176H225V178H224ZM178 177H180V178H178ZM187 177V178H186ZM195 177V178H194ZM197 177H198V179H197ZM209 177V178H208ZM211 177V178H210ZM227 177H228V179H227ZM175 180H174V179ZM178 178V179H177ZM205 178V179H204ZM176 179H177V182H178V184H177V182H176ZM182 179H183V181H182ZM185 179V180H184ZM188 179H190V180H188ZM196 179V180H195ZM213 179V180H212ZM216 179H218V180H216ZM224 179H226V180H224ZM170 180V181H169ZM216 180V181H215ZM179 181H180V183H179ZM192 181V182H191ZM204 181H205V183H204ZM236 181H239V182H236ZM244 181H245V183H244ZM170 182H173V183H170ZM200 182V183H199ZM215 182H217V183H215ZM221 182V183H220ZM241 182V183H240ZM170 183V184H169ZM190 183V184H189ZM193 183V185H191ZM220 183V184H219ZM223 183H225V184H223ZM173 184V185H172ZM195 184V185H194ZM202 184V185H201ZM207 184H208V187H207ZM216 184V185H215ZM243 184V185H242ZM251 184V185H250ZM188 185V186H187ZM201 185V186H200ZM215 185V186H214ZM221 185V187H218V186H220ZM224 185V186H223ZM248 185V186H247ZM255 187H254V186ZM176 186V187H175ZM178 186V187H177ZM181 186V187H180ZM182 186H184V187H182ZM200 186V187H199ZM257 186V187H256ZM174 187V188H173ZM194 187V188H193ZM213 187V188H212ZM218 187V188H217ZM236 187V188H235ZM244 187V188H243ZM248 187V188H247ZM251 189H250V188ZM187 188V189H186ZM190 188H191V191H195V192H189V190H190ZM192 188H193V190H192ZM204 188H206V189H204ZM237 188H238V190H237ZM239 188H242V189H239ZM246 188V189H245ZM254 188V189H253ZM202 189V190H201ZM211 189H213V190H211ZM228 189V190H227ZM231 191H230V190ZM249 189V190H248ZM253 189V190H252ZM257 189H258V191H257ZM199 190V191H198ZM223 190V191H222ZM226 190V191H225ZM233 190L235 191V192H233ZM237 190V191H236ZM260 190V191H259ZM262 190V191H261ZM170 191H172V192H170ZM174 191V192H173ZM196 191H197V193H196ZM214 191H217V193L216 192H214ZM228 191V192H227ZM241 191H242V193H241ZM224 192V193H223ZM247 192V193H246ZM250 192V193H249ZM256 192V193H255ZM262 194H261V193ZM208 193V194H207ZM230 193V194H229ZM238 193V194H237ZM258 193V194H257ZM171 194V195H170ZM195 196H194V195ZM206 194V195H205ZM211 194V195H210ZM224 194V195H223ZM239 194H240V196H239ZM260 194V195H259ZM174 195V196H173ZM184 195H186V196H184ZM204 195V196H203ZM214 195V196H213ZM244 195V196H243ZM176 196V197H175ZM202 196V197H201ZM208 196V197H207ZM230 196V197H229ZM247 196V197H246ZM255 196V197H254ZM173 199H172V198ZM191 197V198H190ZM220 197H222V198H220ZM236 197V198H235ZM238 197V198H237ZM252 197V198H251ZM186 198H187V200H186ZM201 198V199H200ZM206 198V199H205ZM250 198H251V200H250ZM184 199V200H183ZM188 199H189V201H188ZM194 199V200H193ZM204 199V200H203ZM218 199V200H217ZM221 201H220V200ZM223 199V200H222ZM239 199V200H238ZM244 199V200H243ZM174 200H176V201H174ZM185 200L187 201V202H185ZM199 200V201H198ZM233 200V201H232ZM171 201V202H170ZM212 203H211V202ZM232 201V202H231ZM242 201V202H241ZM249 201V202H248ZM254 201V202H253ZM170 202V203H169ZM176 202V203H175ZM195 202V203H194ZM215 202H217V203H215ZM221 202H222V206H220L221 208H219V205L221 204ZM224 202V203H223ZM234 202V203H233ZM244 202H246V203H244ZM184 203H186V204H184ZM209 203V204H208ZM215 203V204H214ZM220 203V204H219ZM236 203V204H235ZM259 203V204H258ZM174 204H176V205H174ZM180 204V205H179ZM204 204V205H203ZM207 204H208V206H207ZM214 204V205H213ZM226 204H227V206H226ZM230 206H229V205ZM240 204V205H239ZM171 205V206H170ZM192 205V206H191ZM199 205H200V207H199ZM211 205V206H210ZM213 205V206H212ZM262 205V206H261ZM173 206V207H172ZM179 206V207H178ZM182 206V207H181ZM188 206H190V207H188ZM198 206V207H197ZM226 206V207H225ZM239 206V207H238ZM241 206H243V207H241ZM247 206V207H246ZM193 207H195V208H193ZM203 207H205V208H203ZM215 207V208H214ZM216 207H217V209H216ZM222 207H225V210H224V208H222ZM262 207H263V210H262ZM169 208V209H168ZM173 208H175V209H173ZM178 208V209H177ZM198 208H199V210H198ZM212 208V209H211ZM238 208V209H237ZM240 208H242V209H240ZM181 209V210H180ZM182 209H185V210H182ZM187 209V210H186ZM190 209V210H189ZM204 209H206V211H204ZM216 209V210H215ZM218 209H219V211H218ZM231 209V210H230ZM235 210V211H234ZM176 211V212H175ZM178 211H179V213H178ZM199 213H198V212ZM203 211V212H202ZM210 211V212H209ZM218 211V212H217ZM221 211H223V213H222V215L224 216V218H222L223 216L222 215H219L220 213H221ZM259 211V212H258ZM174 212V213H173ZM185 212H186V214H185ZM214 212V213H213ZM226 212H227V214H228V212L230 213V214H226ZM190 213V214H189ZM216 213V214H215ZM237 214V215H234V214ZM262 213V214H261ZM169 214V215H168ZM180 214V215H179ZM210 214V215H209ZM243 214V215H242ZM179 217H178V216ZM227 215V216H226ZM253 215V216H252ZM261 215V216H260ZM171 216V217H170ZM184 216H185V218H184ZM188 216V217H187ZM197 216V217H196ZM201 216V217H200ZM202 216H204V218H202ZM231 216H232V218H231ZM234 216V217H233ZM239 216V217H238ZM138 217V216H137ZM160 217V216H159ZM170 217V218H169ZM179 218V220L181 221H179L177 218ZM196 217V218H195ZM229 217V218H228ZM242 217V218H241ZM259 217V218H258ZM140 218V217H139ZM142 218V217H141ZM174 218V219H173ZM181 218H182V220H181ZM212 218V219H211ZM218 218H219V221H221V224H220V222L218 221ZM220 218H222V219H220ZM228 218V219H227ZM234 218V219H233ZM170 219H171V221H170ZM202 219V220H201ZM216 219V220H215ZM225 219V220H224ZM234 221H233V220ZM238 219V220H237ZM239 219H241V220H239ZM173 220V221H172ZM200 220V222H197V221H199ZM205 220V221H204ZM212 220V221H211ZM237 220V221H236ZM262 220V221H261ZM140 221H141V219H140ZM160 221V220H159ZM175 221V223H173ZM195 221H196V225H195ZM214 221H216V223L214 222ZM184 222V223H183ZM225 222V223H224ZM231 222V223H230ZM257 222V223H256ZM165 223V224H164ZM178 223V224H177ZM189 223H191V224H189ZM202 223V224H201ZM206 223V224H205ZM213 223H214V225H216V226H214L213 225ZM229 223H230V225H229ZM249 223V224H248ZM147 224V226H148V223H146ZM152 224V225H151ZM158 224V225H157ZM173 224V225H172ZM183 224V225H182ZM198 224H199V226H198ZM211 224V225H210ZM224 224V225H223ZM235 224V225H234ZM240 224V225H239ZM242 224V225H241ZM248 224V225H247ZM262 224V225H261ZM139 225H140V227L142 226V224L141 223H139ZM155 225H157V226H155ZM169 225V226H168ZM178 227H177V226ZM188 225V226H187ZM190 225H191V227H190ZM143 226H144V224H143ZM160 226V227H159ZM173 226V227H172ZM197 226V227H196ZM205 228V227H208V228H205V229H201V228H203V227ZM210 226H212V227H210ZM219 226H220V228H219ZM222 226V227H221ZM167 227V228H166ZM171 227V228H170ZM176 227V228H175ZM182 227V228H181ZM196 227V228H195ZM142 229H143V227H141ZM140 228V232L142 233L143 232V230ZM164 228V229H163ZM168 228H170V229H168ZM186 228V229H185ZM191 228V229H190ZM216 228V229H215ZM227 228V229H226ZM257 228V229H256ZM178 229H179V231H178ZM181 229H182V231H181ZM196 229V230H195ZM198 229V230H197ZM241 231H240V230ZM255 229V230H254ZM142 230V231H141ZM175 230V231H174ZM200 230V231H199ZM207 230H209V231H207ZM212 230H213V232H212ZM216 232H215V231ZM218 230V231H217ZM236 230H237V232H236ZM247 232H246V231ZM258 230V231H257ZM150 231V232H151ZM163 231V234H165V236H163V237H165V238H161L162 240H163V242H162V240L160 239V237L161 236H159L158 237V235L157 234H160L161 232ZM170 231H171V233H170ZM197 231V232H196ZM207 231V232H206ZM245 232V234H244V232ZM250 231H251V233L252 232H254L255 231V233L252 235H249L250 234ZM187 232V233H186ZM205 232V233H204ZM215 232V233H214ZM229 232L230 233H235L233 236H231V234L229 235ZM260 232V233H259ZM154 233H155V235H154ZM177 233V234H176ZM202 233V234H201ZM205 235H204V234ZM241 233V234H240ZM162 234V233H161ZM167 234V235H166ZM171 234V235H170ZM185 234V235H184ZM189 234H191V235H189ZM226 234H228V235H226ZM168 235H169V237L171 238H169L168 239ZM173 235V236H172ZM179 235V236H178ZM183 235V236H182ZM202 236V239L200 238L201 236ZM211 235V236H210ZM216 235V236H215ZM223 235H224V237H223ZM235 235L237 236V237H235ZM156 236H157V238H156ZM167 236V237H166ZM176 236V237H175ZM183 237V238H181V241H180V238L179 237ZM186 236V237H185ZM198 236V237H197ZM222 238H221V237ZM226 236V237H225ZM227 236L229 237V239L227 238ZM257 236V237H256ZM190 239H189V238ZM192 237V238H191ZM232 237V238H231ZM234 237V238H233ZM255 237V238H254ZM161 240V243H160V241H159V239ZM173 238V239H172ZM177 238V239H176ZM225 240H224V239ZM227 238V239H226ZM231 238V239H230ZM236 238V239H235ZM258 238V239H257ZM260 238V239H259ZM152 239H153V237H152ZM166 239H168V240H166ZM187 241H186V240ZM188 239H189V241H188ZM233 239H235V240H233ZM241 239V240H240ZM243 239V240H242ZM166 240V241H165ZM171 240H173V241H171ZM199 240V241H198ZM203 240V241H202ZM206 240V241H205ZM217 240V241H216ZM231 240H233L232 242H230ZM248 240H250L249 241V243L247 242ZM174 241H175V245H174ZM178 241H179V243H178ZM198 241V242H197ZM210 241V242H209ZM223 241V242H222ZM252 241V242H251ZM257 241V242H256ZM259 241V242H258ZM167 242H168V246H167ZM200 242V243H199ZM203 242H204V245H203ZM206 242V243H205ZM221 242V243H220ZM186 243V244H185ZM194 243H196V245L194 244ZM197 243H198V245H197ZM202 243V244H201ZM209 243V244H208ZM212 245H211V244ZM222 243H223V245H222ZM238 243H239V245H238ZM158 244V245H157ZM165 244V245H164ZM177 244H179V246L177 245ZM181 244V245H180ZM228 244H230V245H228ZM237 244V245H236ZM254 244V245H253ZM258 244V245H257ZM150 245L148 246V247H150ZM192 245H194L193 246V248H192ZM200 245V246H199ZM225 245V246H224ZM228 245V246H227ZM242 245V246H241ZM184 246V247H183ZM187 246V247H186ZM195 246H196V248H195ZM209 246L211 247V248H209ZM220 246V247H219ZM235 246V247H234ZM237 246H238V248H237ZM134 247L136 248L137 246H135L134 245ZM160 247V248H159ZM162 247V248H161ZM167 247H168V249H167ZM171 247H173V248H171ZM206 247H208V248H206ZM223 247H224V249H223ZM230 247V248H229ZM246 247H248V248H246ZM259 249H258V248ZM150 248H152V247H150ZM181 248V249H180ZM201 248H202V250H201ZM213 248V249H212ZM243 248V249H242ZM163 249H165V250H163ZM189 249V250H188ZM198 249H200V250H198ZM207 251H206V250ZM225 249H228L229 250V252H231L236 258L234 259V257H233V255H232V257H230V260H222L223 258H224V256L222 257L221 255L223 254V251H221V250H225ZM234 249V250H233ZM262 249V250H261ZM148 250V249H147ZM152 249H149L148 250V252L149 251H151ZM193 252H192V251ZM214 250V251H213ZM218 250V251H217ZM219 250H220V252H219ZM236 250V251H235ZM253 250V251H252ZM162 251V252H161ZM166 251V252H165ZM168 251V252H167ZM186 251H187V253H186ZM197 251V252H196ZM243 251V252H242ZM151 252H154V250L153 251H151ZM150 252V253H151ZM171 252V253H170ZM193 254H192V253ZM201 252V253H200ZM210 252H213V253H210ZM239 252V253H238ZM241 252V253H240ZM250 252V253H249ZM263 253V254H261V253ZM158 253V254H159ZM166 253H167V255H166ZM172 253H173V255H172ZM179 255H178V254ZM195 253V254H194ZM202 253H204V254H202ZM220 253V254H219ZM222 253V254H221ZM243 253V254H242ZM164 254V255H163ZM171 254V255H170ZM197 254V255H196ZM199 254H201V255H199ZM210 254V255H209ZM212 254V255H211ZM185 255L187 256V257H185ZM190 255L192 256V257H190ZM196 255V256H195ZM199 255V256H198ZM202 255H204V256H206V257H204V256H202ZM209 255V256H208ZM215 255V256H214ZM153 256L154 257H156L157 256V253H153ZM176 256H178V257H176ZM194 256H195V258H194ZM202 256V257H201ZM208 256V257H207ZM210 256H213V258L212 257H210ZM219 256H221V258L222 259H220V257ZM158 257V256H157ZM200 257V258H199ZM204 257V258H203ZM165 258V259H164ZM182 258V259H181ZM184 258H185V260H184ZM209 258L211 259L212 258V260H209ZM181 259V260H180ZM192 261H191V260ZM198 259H199V261H198ZM209 261H207V260ZM216 261H215V260ZM206 260V261H205ZM183 261V262H182ZM191 261V262H190ZM196 261H198V262H196ZM205 261V262H204ZM215 261V262H214ZM261 261H264V259L263 260H261ZM168 262V263H167ZM194 262V263H193ZM90 264V263H89ZM152 264V263H151Z\"/></svg>","mask_w":264,"mask_h":264}]
</instances>
